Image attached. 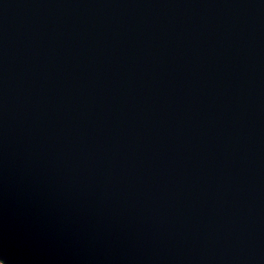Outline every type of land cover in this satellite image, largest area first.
<instances>
[{
	"label": "water",
	"instance_id": "95a60500",
	"mask_svg": "<svg viewBox=\"0 0 264 264\" xmlns=\"http://www.w3.org/2000/svg\"><path fill=\"white\" fill-rule=\"evenodd\" d=\"M2 264H264V0H0Z\"/></svg>",
	"mask_w": 264,
	"mask_h": 264
},
{
	"label": "rangeland",
	"instance_id": "374dc122",
	"mask_svg": "<svg viewBox=\"0 0 264 264\" xmlns=\"http://www.w3.org/2000/svg\"><path fill=\"white\" fill-rule=\"evenodd\" d=\"M0 264H2V263L0 262Z\"/></svg>",
	"mask_w": 264,
	"mask_h": 264
}]
</instances>
